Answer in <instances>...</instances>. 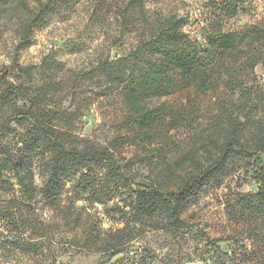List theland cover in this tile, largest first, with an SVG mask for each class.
Here are the masks:
<instances>
[{
    "label": "rangeland",
    "instance_id": "374dc122",
    "mask_svg": "<svg viewBox=\"0 0 264 264\" xmlns=\"http://www.w3.org/2000/svg\"><path fill=\"white\" fill-rule=\"evenodd\" d=\"M21 1L31 10L46 2L0 0V71L8 69V75L0 78V129L8 120L0 146L10 151L14 162L21 157L32 161L37 188L45 178L44 158L32 151V126L19 115L32 103L52 113L51 123L62 132L66 147L111 152L133 183L169 189H175L174 181L166 180L163 164L170 163L178 176L179 162L187 153L196 154L199 161L208 159L214 152L210 142L224 140L227 118L239 126L264 123V43L242 45L228 54L212 51L214 75L207 92L179 85L167 97L146 100L147 109L168 108L182 117L170 121L161 111L152 145L132 139L118 145L129 134L124 123L128 109L123 85L114 72L102 67L117 60L144 65L147 54L135 61L131 53L169 17L183 21V30L198 51L209 50V38L217 33L243 34L251 28L264 32V0H141L145 17L129 6L130 0H75L36 23L28 46L16 53L31 18ZM228 2L237 5L235 14H227ZM200 56L204 58L202 52ZM248 58L258 62L251 67ZM153 147L160 151L152 152ZM258 162H264V156ZM256 164L235 158L220 187H205L190 199L182 214L188 227L171 230L162 218L128 222L127 206L134 195L120 184L115 186L103 164L92 162L90 177L109 192L110 200L92 203L76 187L79 173L71 175L57 208L41 196L31 204L37 228L22 238L33 246L31 250H9L3 243L0 264H264V231L229 217L240 196L254 194L261 186ZM6 177L14 183L11 174ZM9 198L3 197V207ZM126 223L127 250L109 259L100 249L104 233ZM4 237L8 235L3 227Z\"/></svg>",
    "mask_w": 264,
    "mask_h": 264
},
{
    "label": "trees",
    "instance_id": "16d2710c",
    "mask_svg": "<svg viewBox=\"0 0 264 264\" xmlns=\"http://www.w3.org/2000/svg\"><path fill=\"white\" fill-rule=\"evenodd\" d=\"M74 1L46 0L39 4L37 10H31L25 1H21L20 7L27 11L31 18L23 28L15 52L18 53L28 46L36 23L44 22L58 9L68 6ZM129 6L135 7L142 17H145L141 0H130ZM236 11V4L234 6L230 2L226 4L227 14L232 15ZM183 27V21L176 17H169L156 27L153 35L131 53V57L135 61L147 54L149 58L145 60L144 65L139 62L131 64L127 60L103 63L104 72L108 70L114 72L117 82L123 85L124 102L128 109L124 123L130 136L128 134L122 139L119 138L118 145L131 139L140 144L152 145L155 126L161 122V111L170 121L181 119L182 117L179 116L181 113L168 108L147 109L145 101L157 97H167L179 85L183 88H194L201 93L207 92L214 75L212 71L214 63L209 58L212 51L228 54L242 45L264 43V32L251 28L243 34L217 33L209 38V50L198 51L188 39ZM200 52L204 54V58L200 56ZM257 62L253 58L246 60V63L251 67L255 66ZM6 75H8V69H4L3 73L0 71V78H4ZM229 83L227 82L226 85L228 86ZM244 91V89L241 90V93ZM8 95L7 93L4 96L5 99L9 97ZM51 114L41 110L39 104L33 103L27 109L19 112V115L30 122L32 126L31 133L34 135L32 151H36L37 155L44 158L45 178L41 188H37L34 184L31 171L32 161L21 157L14 162L10 151L0 146L1 253H3V243L9 250L14 248L22 253L31 250L33 246L22 239L24 234L34 233L37 228L31 204L41 196L51 208H57L62 202L66 179L71 175L79 173L75 176L76 187L83 189V193L89 195L92 203L104 204L105 201H109V192L99 189L90 177L88 166L92 162L103 164L112 183L115 186L120 184L121 187L130 190L134 195L133 200L127 206V214L130 215L128 222L137 224L144 219L162 218L171 230L188 227L182 214L190 199L196 191H201L205 187H220L228 178L230 165L235 158L243 157L248 165L257 162L254 169L259 171L261 186L254 194L240 196L236 204L231 206L229 217L235 223L253 226L254 231H264V162H258L264 156L263 122L239 126V123L232 120L231 117L227 118L229 120L224 140L220 143L210 142L214 152H209L208 159L199 161L196 154L187 153L179 162L182 171L178 176L170 163L163 164L166 167V180L174 181L175 189H169L162 184L133 183L111 152L105 150L80 151L75 147H66L62 141V132L51 123ZM7 121L0 129V137L8 130ZM151 151L158 153L160 148L153 147ZM46 153L48 154L47 158H45ZM147 159L150 161L149 158ZM7 174H11L14 183L9 182ZM5 196L10 198L4 200L6 206L3 207V197ZM128 225L129 223H126L122 229L104 233L100 249L109 254V259L127 250L125 245L129 242ZM3 227L7 230L8 237L6 238H3ZM207 241H209L208 238ZM211 243L213 244V242Z\"/></svg>",
    "mask_w": 264,
    "mask_h": 264
}]
</instances>
